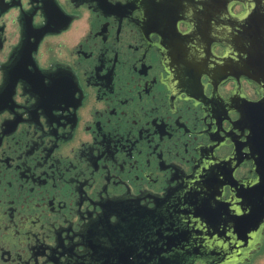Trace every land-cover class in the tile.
<instances>
[{
  "label": "flooded vegetation",
  "instance_id": "1",
  "mask_svg": "<svg viewBox=\"0 0 264 264\" xmlns=\"http://www.w3.org/2000/svg\"><path fill=\"white\" fill-rule=\"evenodd\" d=\"M245 12L240 0H0V264H90L121 214L190 195L220 161L256 178L264 23L248 26V72L222 62ZM175 47L201 73H184ZM234 264H264V234Z\"/></svg>",
  "mask_w": 264,
  "mask_h": 264
},
{
  "label": "water",
  "instance_id": "2",
  "mask_svg": "<svg viewBox=\"0 0 264 264\" xmlns=\"http://www.w3.org/2000/svg\"><path fill=\"white\" fill-rule=\"evenodd\" d=\"M240 1L246 5V12L236 19L240 24V37L237 41L235 36H230L229 50L222 61L223 70H230L229 76L236 70L233 64L242 65L240 68L248 72L247 66L252 61V45L248 42V33L252 29L248 26L264 23L263 9L255 10L253 0ZM175 50L181 58L177 57L178 65L184 73H201L205 63L190 47H175ZM233 55H239L237 61H233ZM224 73L228 74L227 71ZM258 78L255 77L264 88L263 77ZM229 161L218 164L225 167ZM223 167V170L220 168V171H210L206 175L197 173L193 182L198 188L190 195L184 192L172 195L166 203L151 211H139L134 217L128 213L122 217L121 214L107 235L109 245H95L85 255L86 262L234 264L248 259L264 234V169L256 178L239 181L233 179V171L227 172ZM205 184L213 185L205 190ZM226 184L231 186L232 193L223 199L220 189Z\"/></svg>",
  "mask_w": 264,
  "mask_h": 264
}]
</instances>
